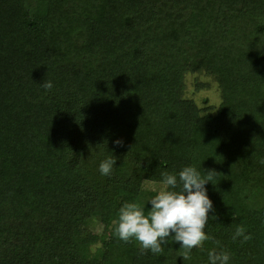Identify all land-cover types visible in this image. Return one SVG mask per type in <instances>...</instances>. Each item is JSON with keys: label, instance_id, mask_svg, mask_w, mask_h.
Listing matches in <instances>:
<instances>
[{"label": "trees", "instance_id": "trees-1", "mask_svg": "<svg viewBox=\"0 0 264 264\" xmlns=\"http://www.w3.org/2000/svg\"><path fill=\"white\" fill-rule=\"evenodd\" d=\"M187 74L220 103L185 98ZM262 161L264 0H0V264H264ZM186 166L220 173L214 239L189 259L119 240V208L151 207L143 179Z\"/></svg>", "mask_w": 264, "mask_h": 264}, {"label": "clouds", "instance_id": "clouds-1", "mask_svg": "<svg viewBox=\"0 0 264 264\" xmlns=\"http://www.w3.org/2000/svg\"><path fill=\"white\" fill-rule=\"evenodd\" d=\"M45 90L53 87L51 81L41 85ZM117 146H122V140H116ZM264 163V161H262ZM116 157H109L101 162L99 170L102 175L110 176ZM204 175L194 166H186L177 174L162 173L161 188L146 204L126 202L118 211V218L113 220L114 235L119 240L129 243L133 240L139 245L141 255L151 251L153 254L163 253L171 243H178L182 249L181 257L189 259L194 248H200L207 240L214 239L206 234L209 213L214 212L213 202L207 195L206 184L212 183L220 174L215 170H204ZM178 189V190H177ZM217 217L212 216L211 219ZM242 238V243L251 240L243 226H238L232 236L233 240ZM219 245V241H215ZM210 264H228L230 254L215 249L208 252Z\"/></svg>", "mask_w": 264, "mask_h": 264}, {"label": "rangeland", "instance_id": "rangeland-1", "mask_svg": "<svg viewBox=\"0 0 264 264\" xmlns=\"http://www.w3.org/2000/svg\"><path fill=\"white\" fill-rule=\"evenodd\" d=\"M204 88H198L197 85ZM185 98L192 99L200 108L217 106L220 103V93L217 84L204 74H187L185 77ZM146 192H156L161 188L162 183L154 178L145 177L142 183ZM105 221L98 222V227H103ZM98 246L93 245L92 251Z\"/></svg>", "mask_w": 264, "mask_h": 264}]
</instances>
